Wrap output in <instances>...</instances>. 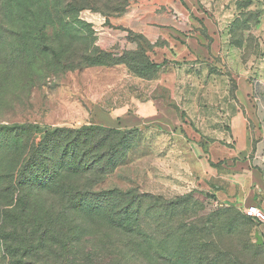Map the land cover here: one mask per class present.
<instances>
[{"label": "rangeland", "instance_id": "rangeland-1", "mask_svg": "<svg viewBox=\"0 0 264 264\" xmlns=\"http://www.w3.org/2000/svg\"><path fill=\"white\" fill-rule=\"evenodd\" d=\"M117 1L120 7L123 1ZM232 1L200 0L199 4L208 9L234 5ZM238 1L249 11L245 16L250 23L257 21V16L264 17V0ZM49 2L53 25H47L48 11L39 8L40 3L32 16L27 0H0V211L17 203L16 196L6 193L7 187L19 182L28 151L42 141L46 132L92 124L134 131L136 138L133 150L121 169L106 181L105 188H135L166 200L193 195L191 203L208 213L221 205L233 207L242 215L250 205L264 211L256 202L233 205L234 195L250 193L256 181L247 171L234 169V159L217 163L210 156L212 140L224 139L227 122L223 87L209 82L212 70L207 65L201 63L197 70H186L191 82L199 75L196 87L191 84L184 91L170 92L160 82V68L146 66L142 52L130 57L126 54L135 50L108 51L97 45L98 18L103 14L91 10L70 17L64 14L69 23L65 25L55 20L57 10L65 11L64 6H56L55 0ZM108 16L105 18L109 25L118 17L111 12ZM255 43V38L250 37V52H254ZM250 67L253 69L255 63L250 62ZM160 101L174 108L165 118L173 120L174 125H164ZM153 102L159 103L152 104L158 108L151 107ZM178 103L189 106L175 109ZM230 145L235 149L234 144ZM217 192L226 197L220 200ZM225 199L230 201L225 203ZM260 200L264 203L261 195ZM254 226L255 231L264 229L257 222ZM163 249L164 246L154 248L145 255L139 252V257L135 252L132 264L192 261L178 254L176 241L167 245L165 254ZM234 253L239 254L240 264L251 261L246 253Z\"/></svg>", "mask_w": 264, "mask_h": 264}, {"label": "trees", "instance_id": "trees-1", "mask_svg": "<svg viewBox=\"0 0 264 264\" xmlns=\"http://www.w3.org/2000/svg\"><path fill=\"white\" fill-rule=\"evenodd\" d=\"M55 1L65 9L57 10L55 20L65 25L69 23L64 14L91 10L104 17L110 12L122 16L130 4V0H122L120 7L117 0ZM27 2L32 16L39 3L45 12L50 3ZM47 15V25H53L52 14ZM132 40L138 49L126 55L142 52L146 66L161 70L162 65L147 54L151 46L146 39ZM135 142L134 131L100 124L46 132L28 151L19 182L7 187L6 193L16 196L17 203L0 211L2 264H132L135 252L139 257V252L145 255L164 246L165 254L175 241L178 254L192 260L188 264H240L234 250L251 257L247 264L264 263V243L259 246L252 238L256 221L233 207L221 205L208 213L191 203L193 195L166 200L135 188H105Z\"/></svg>", "mask_w": 264, "mask_h": 264}, {"label": "crops", "instance_id": "crops-1", "mask_svg": "<svg viewBox=\"0 0 264 264\" xmlns=\"http://www.w3.org/2000/svg\"><path fill=\"white\" fill-rule=\"evenodd\" d=\"M232 2L235 4L207 9L200 6V0H130L127 11L110 25L105 17L98 18L97 45L108 51L137 50L138 43L132 39L143 37L151 46L147 52L151 61L162 65L160 82L170 92L184 91L191 84L196 87L199 75L191 82L186 70L207 65L212 70L209 82L223 87L227 122L224 139L212 140L210 156L217 163L234 159V169L247 171L256 181L250 193L232 197L233 205L256 202L264 208L260 200V195L264 198V17L257 16L250 23L247 8L238 5V0ZM250 37L256 40L254 52L248 49ZM250 62L255 63L253 69ZM160 104L164 125H174L173 120L165 119L174 108L165 101ZM188 106L178 103L175 109ZM216 196L220 200L226 197L221 192Z\"/></svg>", "mask_w": 264, "mask_h": 264}, {"label": "built area", "instance_id": "built-area-1", "mask_svg": "<svg viewBox=\"0 0 264 264\" xmlns=\"http://www.w3.org/2000/svg\"><path fill=\"white\" fill-rule=\"evenodd\" d=\"M243 213L246 217L264 226V211L258 208L256 205H250L248 207H245Z\"/></svg>", "mask_w": 264, "mask_h": 264}, {"label": "water", "instance_id": "water-1", "mask_svg": "<svg viewBox=\"0 0 264 264\" xmlns=\"http://www.w3.org/2000/svg\"><path fill=\"white\" fill-rule=\"evenodd\" d=\"M255 239H256L257 244L259 246L263 245L264 241H263L262 236H261V234H260L259 231H256V233H255Z\"/></svg>", "mask_w": 264, "mask_h": 264}]
</instances>
